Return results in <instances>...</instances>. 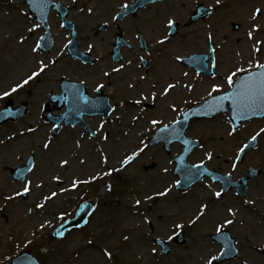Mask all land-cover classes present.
I'll return each instance as SVG.
<instances>
[{"label":"rangeland","instance_id":"rangeland-1","mask_svg":"<svg viewBox=\"0 0 264 264\" xmlns=\"http://www.w3.org/2000/svg\"><path fill=\"white\" fill-rule=\"evenodd\" d=\"M78 1L71 2L90 4L89 0ZM132 1L105 0L103 3L108 9L118 11ZM195 3L196 0H166L141 11L138 18H129L122 23L127 26L129 36L137 30L149 37L164 36L169 29V19L178 21L179 32L168 38L165 44L152 46V51L158 52L152 54L154 62L157 61L155 66L161 70L153 72L158 88L150 85L148 79L143 85L133 84L129 88L130 83H135L133 77L123 73L113 76L117 108L108 120L99 122V118H95L91 121L90 125L97 130L96 136L71 127H64L61 133L54 135L53 126L42 116V105L49 91L55 89L52 79L58 77L62 69L79 77L89 76L96 83L101 68L98 63L82 66L65 58L59 65H50L48 71L41 74L43 79L31 81L18 92L0 99V108L8 99L15 105L28 99L31 105L28 115L20 121L0 125V141L3 142L0 143V264H10L15 256L27 249L39 257L42 264H206L210 254L221 251V245L213 241L211 234L216 233L217 224L225 218L234 221L224 229L235 238L239 254L231 260L214 264H264V133L260 135L258 147L246 155L244 162L235 163L239 148L264 128V119L244 123L233 135H229V118L224 115L191 122L186 131L187 135L201 141L189 157L190 163L202 162L212 170L231 174L234 179H239L251 167L261 169V174L251 180L246 197H239L233 191L217 199L214 193L221 185L209 178L186 192L179 191L178 177L173 172V157L182 151L180 143L171 146V154L162 144L147 146L129 165H121L126 155L148 144L158 126L152 125L153 119L162 123L176 119L187 105L199 104L207 98L213 84L227 90L225 77L237 67H249L248 61L252 59L264 62V44L260 46L259 54L253 53L251 47L256 39L264 41V11L255 21L252 20L255 9L264 10V0H221L219 5L215 0H206V4L216 10L209 17L186 25ZM22 11L27 9L20 0H0V94L9 91L16 82L35 70L37 59L48 62L41 51H31L41 30L30 37L28 29L33 26V20ZM75 13L76 17L79 16ZM104 18L99 10L94 14L82 13L84 24L79 33L84 39L83 46L96 44L97 55H105L111 46V32L96 33L97 23ZM236 23L238 28H234ZM253 24H259L260 30L254 32L250 41L247 31ZM61 32L64 31L58 26L54 34ZM209 32L213 35L212 41L207 40ZM22 37L25 39L20 43ZM56 42L58 49L52 53L53 57H57L66 43L62 36L57 37ZM209 42L216 49L218 77L188 72L187 66L174 62L175 56L207 52ZM162 53L165 66L159 65ZM72 63L78 66L72 67ZM110 66L105 63V68L111 69ZM164 68L165 72H162ZM185 71L187 75H184ZM167 83H175L176 88L165 96L162 89ZM29 91L31 95H28ZM143 93L149 98L155 93L157 104L145 108L143 97L146 95ZM130 100L134 101L133 105ZM137 100L141 103H136ZM173 107L177 111H173ZM49 140L50 147L45 149L43 145ZM209 153L211 160L208 159ZM31 155L35 159L33 171L24 181H15L9 167L24 164ZM105 156L108 158L106 164ZM63 160L68 163L62 164ZM146 163L151 168L146 169ZM112 169L119 171L102 175ZM57 176L59 181L55 179ZM93 176L99 178L93 180ZM26 180L32 181L26 197L15 195L23 191ZM73 180L90 182L73 189ZM165 188H171L167 196L156 195ZM54 191L58 195L45 203L44 198ZM9 196L13 199H6ZM147 196L154 198L149 200ZM86 200H92L96 206L87 224L63 238H54L52 232L61 224V213L65 214V219L74 217L81 202ZM136 200L141 201L139 206L135 204ZM40 203L45 204L43 209L36 207ZM202 204H207L208 208L205 215L196 220ZM229 207L236 212L234 217L228 213ZM42 223L46 225L43 229L40 228ZM175 223L184 225L180 229L185 231L187 239L183 246L174 242L180 231L174 230ZM169 236L173 239L169 240ZM158 239L169 244V253L162 254L161 245L156 243ZM104 249L112 253L111 259L104 255Z\"/></svg>","mask_w":264,"mask_h":264},{"label":"snow or ice","instance_id":"snow-or-ice-1","mask_svg":"<svg viewBox=\"0 0 264 264\" xmlns=\"http://www.w3.org/2000/svg\"><path fill=\"white\" fill-rule=\"evenodd\" d=\"M27 2L33 6L34 8H36L41 15H44V8L47 5V0H27ZM215 3L217 5H219L221 3V0H215ZM129 6L127 4L123 5L124 9H127ZM89 13H91L93 10L91 8L88 9ZM264 11L260 8L255 9L254 14L252 15V20L255 21L259 15L261 14V12ZM115 18V17H114ZM176 24L175 20L169 19L167 21V26L169 29H171L174 25ZM40 25L38 23L34 24L31 28L28 29L29 32H33L35 31L37 28H39ZM260 30V25L259 24H253L249 30L247 31V37L248 39L251 41L253 40V34L254 32H258ZM24 37L21 38L20 43L24 42ZM45 37L41 36L39 38V40L35 43V45L31 48V51L33 53H39L40 49H41V43L40 41L44 40ZM168 39V37H165L164 39L158 40L157 42L159 44H164L166 42V40ZM207 40L208 41H212L213 40V35L211 32L208 33L207 35ZM264 44V41L256 39L254 41V43L251 45L252 47V52L255 54H259L261 51L260 46ZM91 49V45H89V50ZM216 49L215 48H211V52L215 53ZM143 59V58H141ZM177 60L182 59L181 57L177 56L176 57ZM52 64H55L56 61L53 60L51 61ZM129 64H131V61H129ZM249 67L244 68V67H237L235 71L231 72L230 74H228L225 77V83L228 85V90L225 91L221 88V86L219 84H213L211 86V91L208 93V97L209 99H207L204 102V105L202 106L205 109H211L213 112H217V111H227V109H225V102H230V109H231V117L229 118V124L232 125L231 127V131L229 132V135H233L236 131H237V127L236 124L233 123V121H239V120H245L250 118V116L252 115H264V62H261L259 59H252L248 61ZM124 67L123 64L120 65V67L118 68H113L112 71L114 72H120L121 69ZM201 67H206L205 65H201ZM212 67H215V64L213 63ZM48 69V64L45 63V61L43 59H37L36 61V68L35 70L31 71L30 74H28L25 78H22L20 81L16 82L15 85L13 87H11V89L9 91H4L2 94H0V99H4L6 97H9L12 93L18 92L20 89L24 88L26 85H29V83L31 81L36 80L38 77H40V75L42 73H45V71ZM239 73V75H238ZM104 75H109V73H104ZM184 75H187V73H185ZM235 78V79H234ZM133 85H129V87H132ZM104 87V85L98 84L96 91H99L100 89H102ZM184 87H189L188 85H184ZM176 88V84L175 83H167L166 86L162 89V95H168L170 91L174 90ZM213 93H220L218 95H213ZM77 94H78V90H77ZM82 100L87 101L88 97L86 96H82L80 95L79 97ZM149 97L148 96H144L143 99L147 100ZM151 98L153 101H155L156 99V94L152 93L151 94ZM94 105L99 104V101H93L92 102ZM136 103H141L140 100H137ZM173 111H177V109L175 107H173L172 109ZM189 115L188 113H184L183 114V120H188ZM152 125L156 126V125H161L162 121H158L153 119L151 121ZM176 124H180L181 121L177 120L175 122ZM101 127H103V125H101ZM29 131H35V129H29ZM160 131L163 132H169V126L164 124L161 128ZM171 132L173 135H180V133L175 129H171ZM262 133H264V128H260L259 131H257L254 135L251 136V141H256L257 137H259ZM93 135H95V133H93ZM108 136L105 135L104 136V140L107 141ZM0 143H3L2 141H0ZM185 144L189 143V141L185 140L184 141ZM51 144V141L49 140L48 142L44 143L43 147L45 149L49 148ZM147 147V145L145 144L142 148H140L138 151L133 152L131 155H126L122 160H121V165L122 166H127L129 165L138 155L140 152L144 151V149ZM249 147L248 143H245L242 147L239 148V153H244L245 149H247ZM208 159L211 160L212 156L209 153L208 154ZM68 163L67 160H63L62 164L66 165ZM104 163H108V158L105 156L104 157ZM197 169H201L203 168V164H199V165H195L194 166ZM233 167H235V165H233ZM29 172L32 171L31 168L27 169ZM112 171H119V169H112L109 170L107 172H103L102 175H111ZM165 171H167L165 169ZM205 171H207L205 169ZM22 175V173L20 174ZM231 174H229L230 176ZM98 176H93L91 179H98ZM26 179V178H25ZM55 179L57 181L60 180V177H55ZM90 181L88 180H73L72 181V188L75 189L76 187H78L79 184L81 183H89ZM31 184L32 181L31 180H26V182L24 183V187H23V191L22 192H17L15 195L19 196L22 194H26L30 191L31 189ZM177 185L180 184V181L176 182ZM39 187V185H38ZM63 191H67V189H62ZM108 190H111V186L108 185ZM171 191V188H165L162 191H158L156 193L157 196H167L169 194V192ZM222 191H217L214 193V195L217 198H220L222 196ZM58 195L57 192H52L50 196H46L44 198L45 203L48 200H51L53 198H55ZM147 199L151 200L154 197L152 196H147ZM6 199H13V197L9 196L6 197ZM141 203L140 200H136L135 204L137 206H139ZM37 208H41L43 209L45 207V204L40 203L36 205ZM82 209L84 208H88L90 207V205H82L81 206ZM208 208L207 204H202L199 209L197 210V214H196V220L200 219L201 217H203L205 215V212ZM228 213L230 215H232L233 217L236 215V212L232 209V208H228L227 209ZM61 224H60V228L57 229L55 231V235L57 237H64L65 235V226L67 223H69L68 221L65 220V214L61 213L60 217H59ZM147 220V218H145ZM148 223H151V221H147ZM192 223H195V220L191 221ZM87 223V221H85V224ZM234 221L232 219H227L225 218L223 220L222 223L217 224L216 226V232L217 233H222L224 228L227 225H231L233 224ZM46 225L44 223H42L40 225V228L43 229ZM184 225L180 224V223H175L174 224V230H180L183 229ZM175 231H174V235H175ZM125 240L128 239L127 236L124 237ZM169 240L173 239V236H169L168 237ZM226 241V248L224 250H221L218 254H210L209 257L206 259V264H214V262L219 261L221 259V257H223L226 254V251H231V247L227 246V238H225ZM29 243H31V241H29ZM89 243H91V241H89ZM104 255L106 257H108L109 259L112 258V253L110 251H108L107 249H104ZM153 252L156 251L155 248L152 249ZM20 264H23V261H20ZM34 264V262H33Z\"/></svg>","mask_w":264,"mask_h":264},{"label":"water","instance_id":"water-1","mask_svg":"<svg viewBox=\"0 0 264 264\" xmlns=\"http://www.w3.org/2000/svg\"><path fill=\"white\" fill-rule=\"evenodd\" d=\"M66 94V92H65ZM72 94V92H71ZM78 98L80 97V95L84 96V93L83 92H80L78 91ZM67 96V95H66ZM57 99L61 100V99H64V97H57ZM79 103H81L80 101H84L82 99L79 98ZM78 101H75V102H78ZM86 103V102H85ZM68 113H70L69 115H63L61 118H64L66 120V122H69V123H72V124H75L77 122H81V117H82V113L83 111L79 112V114L77 115H72L73 112L72 111V108L70 107L68 109ZM14 113H16V111H12L10 109V106L8 105L5 109H3L1 112H0V122L1 121H6L7 119L9 118H18V115H14ZM253 116V115H252ZM256 116H263V115H256ZM251 117V116H250ZM179 139L182 140V141H185L184 138L182 137V134L179 136ZM190 150V149H189ZM186 156V153L181 155L178 159V162L180 164V167H186L185 163H184V157ZM28 169V166L27 167H23L21 168L20 170H24L25 172L27 171ZM180 169V168H179ZM198 174L197 176L193 179V181H197L198 179L201 178V176L205 173H208L207 171H205L204 168H201V169H197L196 171ZM248 177L246 178H243L242 181H243V184L242 185H239V187H241V189L244 188L245 186V183H246V180H247ZM90 207H88L87 209H84L80 212V214L78 215V217L73 220V221H70L69 223H67V226H65V229H68V227H71L73 225H78L80 223H82V221L86 218L87 214H88V210H89ZM64 229V230H65Z\"/></svg>","mask_w":264,"mask_h":264},{"label":"bare ground","instance_id":"bare-ground-1","mask_svg":"<svg viewBox=\"0 0 264 264\" xmlns=\"http://www.w3.org/2000/svg\"><path fill=\"white\" fill-rule=\"evenodd\" d=\"M30 59L32 60V57L30 56Z\"/></svg>","mask_w":264,"mask_h":264}]
</instances>
